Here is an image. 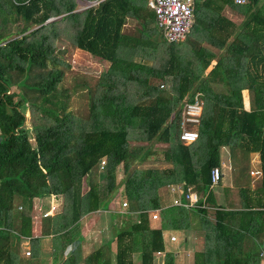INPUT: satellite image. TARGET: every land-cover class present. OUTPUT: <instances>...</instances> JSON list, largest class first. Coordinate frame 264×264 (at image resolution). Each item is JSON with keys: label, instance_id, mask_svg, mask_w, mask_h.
<instances>
[{"label": "trees", "instance_id": "1", "mask_svg": "<svg viewBox=\"0 0 264 264\" xmlns=\"http://www.w3.org/2000/svg\"><path fill=\"white\" fill-rule=\"evenodd\" d=\"M91 1L0 0V264H46L45 239L50 264H134L135 256L153 264L158 253L162 264H175L163 233L193 230L203 235L193 264H264V0H195L183 49L163 39L147 0H102L77 10ZM65 33L74 49L104 64V75L121 80L90 85L73 77L88 94L82 110L69 109L71 93L62 86L68 52L57 49ZM160 46L161 65L152 55ZM196 93L203 101L198 139L184 145L183 101ZM94 106L131 109L89 113ZM222 148L230 152L237 204L230 188L222 186L220 203L211 188ZM251 154L259 162L255 187L243 164ZM159 161L172 166L141 168ZM177 185L197 194V207L163 203ZM121 193L123 213L114 211ZM43 198H64L67 209L41 217L35 237L33 201ZM100 210H113V239L83 256L81 220ZM22 242L30 243L29 256Z\"/></svg>", "mask_w": 264, "mask_h": 264}, {"label": "rangeland", "instance_id": "2", "mask_svg": "<svg viewBox=\"0 0 264 264\" xmlns=\"http://www.w3.org/2000/svg\"><path fill=\"white\" fill-rule=\"evenodd\" d=\"M84 7L86 6L79 5L77 10L80 11ZM49 21H53V19H50ZM68 38H70V34L65 33V35H62V37L58 41L61 44H60L59 49H57V53H61L62 49H65V48L67 49L68 53L62 55L64 56L62 57V62H64L70 68L65 74V79L64 81H62V86L66 87L71 93V102H70L71 106L69 109H72L75 111V109L80 108V110H82L88 99L87 91L84 87H75L73 77H77L79 79L83 78L91 85L95 81L101 80L102 78L101 75L103 74V68L105 66L104 64H101L100 62L92 59L89 56V54L87 55L85 53L78 52L77 49H74L71 46V42ZM55 45L57 46V44ZM188 45H189L188 43H184V42L174 43L173 48L183 49V48H188ZM147 50L149 53H151V49H147ZM152 55H153V58H156L157 63L159 65H161L162 62L166 59L165 55L161 53V46L157 48L156 50H154V52H152ZM150 63L151 62L149 61L148 64ZM103 81H106V79H103ZM243 98L249 100V93L248 92L244 93ZM25 126L29 128V121H28L27 114H26V119H25ZM28 133H29V137H31L30 129H28ZM30 141L32 142V138H30ZM156 145L162 146L160 144H156ZM246 160L247 162L243 164L248 165V168L251 171H254L255 165L258 162L257 157H255L254 155H249L246 158ZM99 166H101L100 162H99ZM171 166L172 165H169L168 163L159 161V162L147 163L145 166H142L141 168L165 169ZM251 178H252V183L255 187L259 179L258 175L255 176V174H253ZM225 184H226V179H223V181L221 182V186H218L216 188L214 187L213 189H214L215 194L219 195L221 192L222 186L224 187ZM39 200H37L36 202L37 203L36 208L34 210L32 208V213H31L32 214V231H35L34 235H38V236L40 234L39 224H40L41 217L51 216L54 213H61V212H64L65 209H67L65 208L67 201H65L64 198H59L58 200H55L52 198H43ZM124 202H126V199L123 193H121L120 199L117 202L118 208L114 209V211L118 210V212H121V213L125 212V210L127 209V206L126 207L122 206V203ZM112 212L113 210H110V211L100 210V211H97L90 215L85 216L81 220V233H82V236H84V241L81 245L83 256H87L89 253H91L96 248L97 245L103 244L104 241L107 242L109 239L110 240L113 239L112 224L114 222L116 223V220L114 217L111 216ZM149 217H150V214H149ZM158 218H159L158 215H157V219L152 220L150 218L151 219L150 224L152 226L157 225ZM179 233L176 232L175 234H173L174 235L173 237L175 238V240L171 242H174V244L169 242L168 235L167 237L164 238L165 248L171 251H175V252L178 250L177 242L180 241V238L177 237L176 239V234L180 235ZM21 249H22V255L29 256L27 252L31 251L30 243L22 242ZM70 250L71 248L68 247L66 249V252ZM51 252H52V247H51L50 239L43 240L42 254H43V258L46 260V264H50L49 260L52 257ZM178 261H179L178 264H188V263H184V260H178ZM138 262L139 260L135 256L134 264H139ZM162 262H163L162 255L155 254L153 257V264H162ZM176 262H177V257H176L175 263Z\"/></svg>", "mask_w": 264, "mask_h": 264}, {"label": "built area", "instance_id": "3", "mask_svg": "<svg viewBox=\"0 0 264 264\" xmlns=\"http://www.w3.org/2000/svg\"><path fill=\"white\" fill-rule=\"evenodd\" d=\"M102 0H94L81 10L90 7H96ZM235 5H243L246 0H232ZM147 6L152 10L154 15V23L161 33L163 39L167 43H179L186 39L187 34L194 23V6L195 0H147ZM160 88L162 86H159ZM203 110V101L201 94L196 93L192 100H184L181 111V132L179 140L184 145H190L198 139L197 125ZM102 169L104 161H100ZM222 179V172L219 168H215L210 172L211 188L216 187ZM169 194L174 195L171 206L195 208L198 204V196L190 188L184 190L182 187L171 186L168 188ZM123 207L127 203H122ZM158 210L150 213L152 220L157 219ZM173 236L169 237V241H174ZM264 241V235H263ZM30 254V251L27 252ZM159 254V253H158ZM259 256L264 259V248L259 251Z\"/></svg>", "mask_w": 264, "mask_h": 264}, {"label": "crops", "instance_id": "4", "mask_svg": "<svg viewBox=\"0 0 264 264\" xmlns=\"http://www.w3.org/2000/svg\"><path fill=\"white\" fill-rule=\"evenodd\" d=\"M225 17L227 19H229L230 21L234 22L235 24H239L241 19L236 17L235 15H232L230 12L228 11H224ZM194 35V37H197L196 34H192ZM185 43V40L179 43ZM78 50V49H77ZM78 52H81V50H78ZM81 53H85V52H81ZM87 54V53H85ZM88 55V54H87ZM143 62H146L145 59V55L143 56ZM101 80L106 79V81H113L115 80L116 83H120L121 80L120 79H109L108 76L102 74L101 75ZM112 78V77H110ZM99 81V80H98ZM97 81L94 82V84ZM244 93H247L246 90L242 92V94L244 95ZM88 95V94H87ZM243 104H244V108L246 110L249 109V100L243 98ZM130 107H108V106H94L90 108V112L89 113H97V114H128L130 111ZM254 155L255 157H257L258 160V156L256 154H251ZM230 152L227 148H222L220 150V167L219 169L222 172V179L221 182L223 181V179H226V184L224 185V187H228L231 189L232 191V199L233 201L236 203L237 200V195H236V189L233 188L232 186V174H231V158H230ZM258 171H259V162H257V164L255 165V170L251 171L249 169V176L252 177L253 174L258 175ZM178 187H182L180 185H177ZM183 188V187H182ZM169 193V192H168ZM216 196V200L218 203L221 202V197L222 194L220 192V194H215ZM174 198V195L172 194H168L167 197V201L165 202V200L162 199L163 203H171L172 199ZM39 199H36L33 201V210L36 208V202ZM41 201V200H39ZM237 204V203H236ZM103 211H107V210H103ZM176 232H164L163 233V239L165 237H167L168 235V240L169 237L174 236L173 234H175ZM179 233V232H178ZM33 236L37 237L38 235H34L35 231H32ZM180 235L176 234V239L177 237L180 238V241H178V247H177V251L176 253V257H177V262L175 264H178V260H184V263H188V264H193V260H194V255L197 251L201 250L202 248V244H203V235L201 234V232L199 230H193V231H187L184 233H179ZM183 235V237H182ZM84 237V236H83ZM110 240V239H109ZM108 240V241H109ZM105 242V241H104ZM171 242V241H169ZM174 244V242H171ZM98 246V245H97ZM96 246V247H97ZM166 251H171L168 250L167 248H165ZM160 255H162V259H163V253H159Z\"/></svg>", "mask_w": 264, "mask_h": 264}, {"label": "water", "instance_id": "5", "mask_svg": "<svg viewBox=\"0 0 264 264\" xmlns=\"http://www.w3.org/2000/svg\"><path fill=\"white\" fill-rule=\"evenodd\" d=\"M48 22V21H47Z\"/></svg>", "mask_w": 264, "mask_h": 264}]
</instances>
